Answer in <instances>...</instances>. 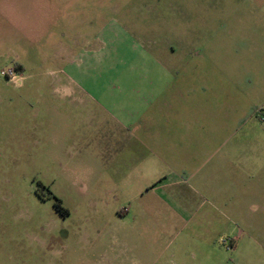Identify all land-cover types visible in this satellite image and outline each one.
Wrapping results in <instances>:
<instances>
[{"label": "rangeland", "instance_id": "obj_1", "mask_svg": "<svg viewBox=\"0 0 264 264\" xmlns=\"http://www.w3.org/2000/svg\"><path fill=\"white\" fill-rule=\"evenodd\" d=\"M232 10L0 0V264H264V53L233 46L232 21H217ZM185 63L241 78L247 111L193 180L154 192L166 167L149 148L123 151L113 115L128 90L167 92Z\"/></svg>", "mask_w": 264, "mask_h": 264}, {"label": "crops", "instance_id": "obj_2", "mask_svg": "<svg viewBox=\"0 0 264 264\" xmlns=\"http://www.w3.org/2000/svg\"><path fill=\"white\" fill-rule=\"evenodd\" d=\"M217 6L223 11L227 6L233 8L230 14L217 15V21L222 26L225 21H232L226 34L238 52L264 53V0H217ZM203 19L212 17L204 15ZM206 33L215 37L223 31ZM210 65L211 69L201 68L198 77L190 71L191 64L185 63V76L170 77L167 92L155 89L156 94L139 95L128 90L121 109L113 115L123 133V151L133 146L149 148L153 154H149L151 162H158L159 156L166 167L168 175L153 185L154 192L193 180L196 166L207 160L211 144L225 141V133L238 128L241 113L247 111L250 92L242 88L241 78L225 76L215 70L214 64ZM143 83L138 80L136 85ZM70 92L68 86H63L64 96ZM225 162L234 165L235 160L217 159L213 166L217 169ZM128 175L127 172L125 176ZM204 180L205 176L194 182L202 187ZM193 189L197 191L194 186Z\"/></svg>", "mask_w": 264, "mask_h": 264}, {"label": "trees", "instance_id": "obj_3", "mask_svg": "<svg viewBox=\"0 0 264 264\" xmlns=\"http://www.w3.org/2000/svg\"><path fill=\"white\" fill-rule=\"evenodd\" d=\"M40 188L44 189L42 186H40ZM45 192V196L38 195V197H44V200L50 199V193L48 192V190H46ZM53 208L61 217H65L68 215L67 211L61 207L60 202L56 199L54 200Z\"/></svg>", "mask_w": 264, "mask_h": 264}, {"label": "flooded vegetation", "instance_id": "obj_4", "mask_svg": "<svg viewBox=\"0 0 264 264\" xmlns=\"http://www.w3.org/2000/svg\"><path fill=\"white\" fill-rule=\"evenodd\" d=\"M38 195V194H37Z\"/></svg>", "mask_w": 264, "mask_h": 264}]
</instances>
